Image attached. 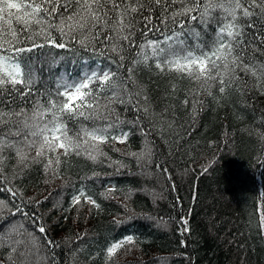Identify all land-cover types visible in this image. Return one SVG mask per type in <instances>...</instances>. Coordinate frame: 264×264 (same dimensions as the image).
<instances>
[{
    "label": "trees",
    "instance_id": "obj_1",
    "mask_svg": "<svg viewBox=\"0 0 264 264\" xmlns=\"http://www.w3.org/2000/svg\"><path fill=\"white\" fill-rule=\"evenodd\" d=\"M142 2L123 28H113L119 13H110L106 27L68 37L55 27L67 14L56 13L20 33L16 47L46 45L22 60L45 71L24 95L0 89V264H264V45L255 35L264 38V14L240 20L255 24L243 27L241 55L256 76L221 67L215 79L197 80L168 61L186 63L189 50L211 56L217 21L173 23L179 4L164 11ZM217 15L223 21L226 13ZM197 31L202 43L189 49ZM48 34L66 48L51 47ZM92 72L110 80L87 81L95 99L83 116L52 107L63 99L58 91ZM221 79L233 81L223 93ZM41 136L45 145L31 147ZM114 244L121 246L110 255Z\"/></svg>",
    "mask_w": 264,
    "mask_h": 264
},
{
    "label": "snow or ice",
    "instance_id": "obj_2",
    "mask_svg": "<svg viewBox=\"0 0 264 264\" xmlns=\"http://www.w3.org/2000/svg\"><path fill=\"white\" fill-rule=\"evenodd\" d=\"M155 5L156 7L162 8L167 11L172 8L174 4L181 6L179 11L173 12V23H176L175 17H186L192 22L199 23L201 28L205 24H210L212 19L217 21V27L219 29L216 32L219 47L212 52L211 56L201 54L203 58L194 57L191 50L183 58L186 63H181L179 60L168 61L169 64L175 65V71L180 73H187L189 76H194L197 80L206 78V80H213L215 76L214 72H219L220 68H224L227 71L235 74L237 68L245 74L251 73L253 76L257 75V71H253L247 63L244 62L243 48L241 45L246 46L247 42L242 39L244 36L243 27L248 29H254V23H247L241 25L240 20L247 18L249 21L253 17H257L264 14V0H226V2H214V0H148V6ZM146 5L142 0H0V33L4 34L5 43L7 47H3L0 51V89H3L5 85H11L9 96L13 90L19 91L21 95H24L23 88L28 87L31 92V83L34 73L42 74L45 69L41 68H29L26 64L22 63L24 53H33L37 49H42L46 45L36 43L32 40L31 35L29 39L32 40L31 46L29 47H16V45L23 44V40L20 38V33L28 31L33 24L40 25L43 23L41 16L51 17L56 13L60 15H66V18L61 21L60 25H57V29L65 36L71 37L75 32L80 29H87L89 32L92 28L97 25L107 26L109 20L114 17L109 14L119 13V19L112 26L115 28L117 24L120 28L126 27L123 23L125 17L131 13H137L143 11ZM107 9V12L104 10ZM217 9H223L226 13L223 21L219 16H212V13ZM193 13H199V17ZM148 23H151L150 17H144ZM224 21H227L226 23ZM13 22L20 27H14ZM65 26L67 31H65ZM48 27H53L49 24ZM181 29L184 28V24L179 25ZM44 34L42 28L36 35ZM180 45H185L188 38L184 37V33L180 32L174 34ZM257 38L261 39V44L264 45V38L260 37L259 34H255ZM11 39H8V37ZM50 41V34L46 37ZM128 37H124L127 39ZM172 37H169L171 39ZM107 39V37H105ZM193 43L189 45V49L202 43L201 33L199 31L194 32L191 37ZM102 42V41H101ZM83 44V41H81ZM50 46L55 48L64 49L66 45L64 43H56L50 41ZM239 49V51H237ZM116 49H113L115 51ZM181 51H184L182 48ZM12 53L11 57L9 53ZM235 52V56H233ZM166 59V58H165ZM15 60L16 63L9 67V64ZM217 61L221 63L218 65ZM156 67L165 70V64L163 62L157 63ZM48 71H51L49 68ZM94 80L99 86L103 87L110 80L108 73L101 72L97 74L92 72L86 74L83 80L80 81L79 86L72 84L71 87L65 86L64 91H58L57 95L62 97V101L52 104L53 108L59 105V111L68 116L84 115V109L92 108L93 100L95 96L90 89V83L87 81ZM223 86L220 87L219 91L223 93L227 87L233 82L231 80L225 82L223 79L219 81ZM20 85V88L16 86ZM59 88V85L57 86ZM145 99H147L145 97ZM8 102H11L9 100ZM56 131H61L60 128H56ZM94 135V134H93ZM65 143L60 144V147L67 149L71 146L72 142L65 133L63 136ZM95 138V135H94ZM55 140H59L60 137H55ZM47 142V139H46ZM121 142H124L121 140ZM50 147H55L54 143L49 142ZM67 154V151L65 152ZM40 155V153H38ZM59 163V161H57ZM84 193H80L75 200L77 203L80 202V197L84 196ZM86 200L95 204V201L91 199V196H86ZM20 211V209H17ZM3 227L0 226V233L3 232ZM185 231L187 229L185 228ZM39 232L44 233L45 229L39 227ZM132 238L128 237L127 242L131 243ZM121 245L114 244L108 249L109 254H113L117 248Z\"/></svg>",
    "mask_w": 264,
    "mask_h": 264
},
{
    "label": "rangeland",
    "instance_id": "obj_3",
    "mask_svg": "<svg viewBox=\"0 0 264 264\" xmlns=\"http://www.w3.org/2000/svg\"><path fill=\"white\" fill-rule=\"evenodd\" d=\"M42 138H40V140L39 139H35V140H33V141H31L32 142V144H31V147H33L34 146V144L35 143H39L40 141H41V139H42V144H41V142H40V145L37 147V148H39V149H41L44 145H45V138H43V136H41ZM10 138H8V140H9ZM44 141V142H43ZM29 142H30V140H29ZM28 142V143H29ZM44 149H45V147H44ZM49 150H52V149H49ZM25 151H28V149H26ZM47 151H48V149H47ZM41 155V154H40ZM39 155V156H40ZM35 157H36V159L38 158V155H34ZM29 158L31 159V157H30V155H29Z\"/></svg>",
    "mask_w": 264,
    "mask_h": 264
}]
</instances>
